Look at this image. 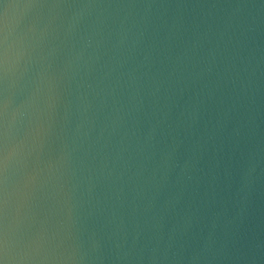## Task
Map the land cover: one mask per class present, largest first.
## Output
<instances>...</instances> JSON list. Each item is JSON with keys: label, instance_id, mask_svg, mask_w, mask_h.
Returning a JSON list of instances; mask_svg holds the SVG:
<instances>
[{"label": "water", "instance_id": "water-1", "mask_svg": "<svg viewBox=\"0 0 264 264\" xmlns=\"http://www.w3.org/2000/svg\"><path fill=\"white\" fill-rule=\"evenodd\" d=\"M0 264H264V0H0Z\"/></svg>", "mask_w": 264, "mask_h": 264}]
</instances>
